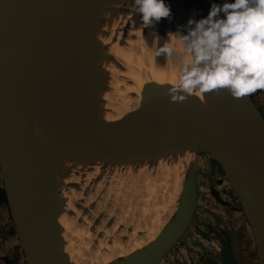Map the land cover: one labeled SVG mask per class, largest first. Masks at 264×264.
<instances>
[{"label": "water", "instance_id": "obj_1", "mask_svg": "<svg viewBox=\"0 0 264 264\" xmlns=\"http://www.w3.org/2000/svg\"><path fill=\"white\" fill-rule=\"evenodd\" d=\"M75 1L0 0V180L25 264H73L40 180V148L53 137L88 145L172 143L207 151L225 178L230 171L249 187L248 204L237 197L250 226L257 264H264V115L253 95L236 99L221 90L206 93L204 99L193 95L174 103L166 94L171 83L148 81L140 97H128L131 102L139 98L136 106L119 117L104 101H83L69 82L71 66L61 63L70 53ZM166 3L177 30L190 18L199 19L186 0ZM238 103L253 114L248 129L231 122ZM196 178L197 170L190 189L181 195L186 194L181 213L148 243L133 249L127 264H159L183 236L196 208ZM220 259L221 264H237L227 243Z\"/></svg>", "mask_w": 264, "mask_h": 264}, {"label": "bare ground", "instance_id": "obj_2", "mask_svg": "<svg viewBox=\"0 0 264 264\" xmlns=\"http://www.w3.org/2000/svg\"><path fill=\"white\" fill-rule=\"evenodd\" d=\"M72 13L70 53L61 63L71 66L69 82L83 101H104L119 117L136 106L144 83L177 81L180 61L154 56L165 40L175 44V38L167 36L178 31L171 19L162 18L154 28H145L140 15L131 10V0H76ZM176 47L182 52L181 45ZM131 93L138 96L132 102ZM252 120L253 114L238 103L231 122L248 129ZM49 145L53 150L46 156L42 149ZM195 160L192 146L172 143L110 147L56 137L44 143L39 154L42 190L71 262L127 264L120 258L148 243L185 208L186 194L181 195L195 179ZM47 170L53 171L51 179ZM226 178L248 204L249 187L230 171ZM108 225L116 232H135L125 252L109 243L121 238L118 234L110 241L87 237L92 229ZM100 247L110 249L96 251Z\"/></svg>", "mask_w": 264, "mask_h": 264}, {"label": "clouds", "instance_id": "obj_3", "mask_svg": "<svg viewBox=\"0 0 264 264\" xmlns=\"http://www.w3.org/2000/svg\"><path fill=\"white\" fill-rule=\"evenodd\" d=\"M131 10L145 28L172 16L165 0H131ZM167 36L175 44L165 40L154 56L180 61L178 79L166 90L170 102L221 90L240 99L264 90V0L212 3L206 17L190 18Z\"/></svg>", "mask_w": 264, "mask_h": 264}, {"label": "rangeland", "instance_id": "obj_4", "mask_svg": "<svg viewBox=\"0 0 264 264\" xmlns=\"http://www.w3.org/2000/svg\"><path fill=\"white\" fill-rule=\"evenodd\" d=\"M195 1L186 0L188 6L193 10L197 3ZM202 7H204V10L207 8L206 5ZM195 14L199 19L207 16V13L199 15L195 12ZM258 93L259 91L253 93V98L255 96L258 98ZM52 150L53 146L49 145L46 149L44 147L42 152L47 151V156L50 153L49 151ZM194 152L196 159L195 171L197 170L195 212L183 236L164 255L163 260L159 264H212L215 258H220V249L226 243L231 248H234L239 257L251 258L253 263L257 264L256 250L248 220L242 209V204L235 194L236 192L231 188L229 180L224 177V170L219 162L212 158L207 151L194 149ZM47 175V178L51 179L50 176H54L53 171L47 170ZM57 178H61V174L59 177L57 175ZM4 207L6 208L5 210ZM171 218L174 217L172 216ZM104 230L106 231L104 232ZM120 231L110 230L109 225L100 226V228L92 229L87 237L90 240L110 241L114 235L118 234L121 238L109 243L125 252L131 241L136 238L132 237L135 232ZM201 231L207 233L208 237L202 234ZM100 238L103 239L100 240ZM246 246H249V249ZM100 249L101 252H104L110 248L100 247L96 251ZM96 251L94 249V253H98ZM0 258H3L4 262L9 260L13 264H25L6 201H0ZM125 258L120 259L123 260ZM173 259L178 260V262H173ZM4 262L0 261V264H6Z\"/></svg>", "mask_w": 264, "mask_h": 264}, {"label": "crops", "instance_id": "obj_5", "mask_svg": "<svg viewBox=\"0 0 264 264\" xmlns=\"http://www.w3.org/2000/svg\"><path fill=\"white\" fill-rule=\"evenodd\" d=\"M195 2H197V3H196V7L194 8V12L198 13L199 15H202V13H208L209 8H210L212 3L221 4V3L224 2V0H196ZM228 2H232V0H228ZM204 5L207 6V8H205L206 10H204L203 9L204 7H202ZM258 91H259L258 98H257V96H255V98H253V99H254L255 103L257 104V106L259 107V109L261 108V110H262L261 112L264 115V90H258ZM260 103H262V104H260ZM5 209L6 208L4 207V210ZM12 240H13V238H12ZM246 247H247V249H249V246H246ZM232 250L234 252L237 264H254L251 258L250 259L249 258H244L243 256L239 257V255H237V253L234 250V248H232ZM173 260H174L173 262H175V263L178 262V260H175V259H173ZM0 261L4 262V259L0 258ZM212 264H221V259L220 258H218V259L215 258L214 262H212Z\"/></svg>", "mask_w": 264, "mask_h": 264}, {"label": "trees", "instance_id": "obj_6", "mask_svg": "<svg viewBox=\"0 0 264 264\" xmlns=\"http://www.w3.org/2000/svg\"><path fill=\"white\" fill-rule=\"evenodd\" d=\"M0 201H5V196H4L3 188L1 187V183H0ZM5 262L6 264H13L9 260H5Z\"/></svg>", "mask_w": 264, "mask_h": 264}]
</instances>
